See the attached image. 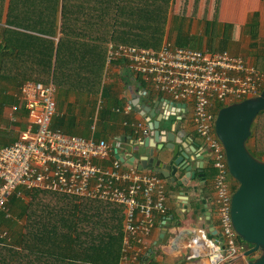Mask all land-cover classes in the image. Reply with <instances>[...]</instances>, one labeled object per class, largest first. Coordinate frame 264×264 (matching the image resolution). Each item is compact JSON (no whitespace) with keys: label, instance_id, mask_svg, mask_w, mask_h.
<instances>
[{"label":"built area","instance_id":"built-area-1","mask_svg":"<svg viewBox=\"0 0 264 264\" xmlns=\"http://www.w3.org/2000/svg\"><path fill=\"white\" fill-rule=\"evenodd\" d=\"M119 60H124L131 72L141 76L154 91L185 102V108L180 107L183 114L190 106L202 149L216 169L213 187L220 235L211 233L203 221L184 242L188 259L208 258L210 264H223L245 257L249 246L241 241L233 225V183L215 122L218 105L222 108L261 94L264 68L229 50L184 47L169 41L158 50L108 42L106 66ZM18 98L10 106L9 118L17 122L19 112H26V127L13 143L0 147V211L10 216V198H24L25 190L33 189L121 204L125 216L118 264H142L157 218L168 215L166 179L117 158L115 149L120 152L122 138L115 145L105 138L54 128L58 114L54 82L28 79L20 85ZM132 109L130 102L123 112L130 114ZM124 124L138 136L148 134L144 121L127 119ZM0 236L6 237L7 232H0Z\"/></svg>","mask_w":264,"mask_h":264},{"label":"crops","instance_id":"crops-1","mask_svg":"<svg viewBox=\"0 0 264 264\" xmlns=\"http://www.w3.org/2000/svg\"><path fill=\"white\" fill-rule=\"evenodd\" d=\"M151 1L155 4L157 0H71L64 17L60 6L57 17L55 15L50 20H45L46 27L54 31L45 35L55 45L54 59L57 47H62L60 60L57 64L54 63L48 80L54 84L55 81L58 82V114L53 124L66 133L86 137L94 135L115 145L118 138H122L125 148L119 150L122 155L144 157L143 149L133 143L153 134L149 122L158 120L162 130H169L183 115L180 130L187 134V139L177 135V141L184 145L186 142L190 145L193 142L199 143L196 156L205 157L203 160L196 158L192 161L193 170L196 171L194 178L192 174L188 177L183 170L178 171L174 181L165 178L168 218L165 222L157 218L156 227L146 243L149 253L143 264H210L208 258L188 259L184 248V242L203 221L211 233L219 231L214 203V178L207 181L205 177V168L213 165L208 152L202 149L201 138L190 118V106L183 114L175 103L185 102H176L151 89L140 76L131 72L124 60L106 66L104 60L110 39L98 38L94 32L82 35L76 29L85 26L94 28L97 25L106 28L136 26L141 19L133 15H120L118 11L136 10L143 4H151ZM263 3V0H169L163 43L169 41L188 44L211 51L229 50L243 55L258 66L261 54L256 46L262 35ZM160 4L163 5L164 1H160ZM7 11L8 9L6 13ZM4 23H0V42L3 40L1 31ZM71 28H75L74 33ZM17 36L19 40L12 38L15 51L7 56V60H13L12 63H6V73L9 76L5 77L0 72V147L13 143L26 127V112H19V121L12 123L9 118L10 106L18 102L20 85L25 76L32 75L35 78L38 75L37 71L30 70L29 67L30 59L41 53V40H34L23 34ZM33 40L38 42L37 45H30ZM96 61L103 64L102 69V66L95 64ZM130 102L133 109L130 114L125 115L123 108ZM146 107L149 108L148 111ZM172 117L176 119L170 120ZM127 119L144 121L149 128L148 134L138 136L133 128L125 126L124 121ZM178 235L185 237L177 241ZM242 258L248 263L253 257ZM227 263L231 262L223 264Z\"/></svg>","mask_w":264,"mask_h":264},{"label":"trees","instance_id":"trees-1","mask_svg":"<svg viewBox=\"0 0 264 264\" xmlns=\"http://www.w3.org/2000/svg\"><path fill=\"white\" fill-rule=\"evenodd\" d=\"M70 1L0 0V23L5 22L1 31L3 40L0 42V72L2 71L3 76H9L6 73V63L13 62L11 59L7 60V56L15 51L12 38L19 40L17 35L23 34L42 42L40 44L41 53L30 59L29 67L30 70L37 71L38 75L35 78H32V75L25 76L24 81L32 79L49 82L54 63L57 64L60 60L59 54L62 47H57V56L54 59L55 45L51 39L45 37L46 34L54 33V31L46 27L45 20H50L55 15L57 17L60 6L64 17ZM160 1H164V4H160ZM168 7L169 0H157L155 4L151 1V4H143L136 10L118 11L120 15H133L135 18L141 19L136 26L106 28L97 25L94 28L85 26L76 29L82 35L94 32L98 38L106 37L115 43L158 50L164 42ZM152 23L154 25H151ZM21 29L39 32L40 35ZM73 29L75 28H71L72 33H74ZM34 40L30 45H37L38 42ZM176 45L195 48L188 44L176 43ZM16 46L20 45L16 44ZM95 64L102 66L100 69L103 68L101 62L96 61ZM84 65L87 66V63ZM256 67L262 69L259 66ZM41 74L42 77H40ZM220 108L221 106L218 105L217 111ZM175 119V117L170 118V120ZM53 127L57 128L54 124ZM251 139L255 140L254 147L249 144ZM247 145L253 155L259 159L264 158V110L258 114L252 124V134ZM215 174V167L207 166L205 168L207 181L213 179ZM159 175L165 178L162 174L159 173ZM232 183L235 191L238 181L234 179ZM25 195L32 197V203L27 204L22 198L13 195L8 202L11 215L8 216L6 212L0 211V229L3 226L12 228V236L16 243V245H5L3 243L7 238L0 236V264H118L121 256L125 216L124 207L121 204L86 197L78 198L70 194L43 189L25 190ZM50 195L56 199L59 197L60 201L66 200L68 203L63 205L64 207L56 209L55 212H49L50 215L46 216L37 213V211H30V207L37 202L49 205L50 202L42 200L45 196ZM74 198L81 201L73 202ZM17 209L20 211L17 212ZM11 211L17 213L15 215L18 218L27 217L29 219L27 232L14 229V221L17 217L13 216ZM167 218L168 215L162 220H167ZM240 239L251 247V244L241 237ZM146 258L147 255L143 257L142 264Z\"/></svg>","mask_w":264,"mask_h":264},{"label":"water","instance_id":"water-1","mask_svg":"<svg viewBox=\"0 0 264 264\" xmlns=\"http://www.w3.org/2000/svg\"><path fill=\"white\" fill-rule=\"evenodd\" d=\"M175 105L182 108L186 106L185 103ZM146 110L149 108L146 107ZM263 110L264 89L257 97L220 108L215 122L216 133L226 150L230 174L238 181L232 196L231 213L235 230L243 240L251 244L245 253L246 257H253L248 260V264H264V160L253 155L247 145L252 134V124ZM181 124L182 120L179 119L169 130H162L158 120L150 121L153 134L133 143L143 149L145 156L126 157L116 148V157L141 170L160 173L169 181L177 179L179 170L185 171L188 177L192 174L194 178L196 171L193 170L192 161L196 158L203 160L205 156H196L199 143L193 142L190 145L186 142L184 145L177 141V135L187 139V134L180 130ZM178 182L183 184L182 180ZM214 234L220 235V232L216 230ZM183 237L178 235L176 240L180 241ZM257 251L261 254L255 256Z\"/></svg>","mask_w":264,"mask_h":264},{"label":"rangeland","instance_id":"rangeland-1","mask_svg":"<svg viewBox=\"0 0 264 264\" xmlns=\"http://www.w3.org/2000/svg\"><path fill=\"white\" fill-rule=\"evenodd\" d=\"M264 1V0H263ZM260 42L258 44V46H256L257 50L260 52L261 56L260 59H261V63L260 67H264V3H263V26H262V35H261V38H260ZM55 85L58 89V82L55 81ZM59 91H57L58 93ZM192 116V114H191ZM190 116V118H191ZM12 123H15V122H12ZM252 147L255 146V140L254 139H251L250 143H249ZM119 150L122 151L124 148V145L123 143L121 142L118 146ZM261 160H264L261 159ZM232 180V182L234 181V179L231 177L230 178ZM235 184V183H234ZM24 202H26L27 204H30L32 203V197L31 196H26L24 195V198H22ZM64 199V198H63ZM42 201H45V202H50L48 203L49 205H47L46 203H42V202H37L36 204H34L32 207H30V211H37V213H41L43 214V216H46L47 214L50 215V213L52 212H55L56 209H58L59 207L65 205L66 203H68L66 200H59V197L56 199L55 197H52V195L50 196H45L43 198ZM60 201V202H59ZM81 200L80 199H75L74 198V201L73 202H80ZM64 207V206H63ZM20 210L17 209V212H19ZM50 212V213H49ZM12 213V211H11ZM15 214L17 213H12L13 216L17 217ZM28 218L27 217H24V218H16L15 219V224H14V229H17V230H21L23 232H27V224H28ZM124 228V226H123ZM7 232V236H6V241L3 243L5 245H16L15 243V238L12 236L13 235V229L8 227V226H3L1 229H0V232ZM123 232H124V229H123ZM250 248V247H249ZM261 252L260 251H257V253L255 254V256L257 255H260ZM229 264V263H227ZM230 264H248L247 261L245 259H243L242 257L233 261L232 263Z\"/></svg>","mask_w":264,"mask_h":264},{"label":"clouds","instance_id":"clouds-1","mask_svg":"<svg viewBox=\"0 0 264 264\" xmlns=\"http://www.w3.org/2000/svg\"><path fill=\"white\" fill-rule=\"evenodd\" d=\"M218 114V113H217Z\"/></svg>","mask_w":264,"mask_h":264}]
</instances>
